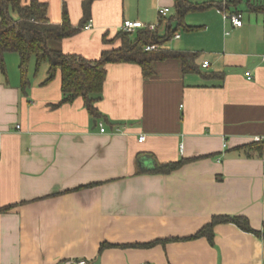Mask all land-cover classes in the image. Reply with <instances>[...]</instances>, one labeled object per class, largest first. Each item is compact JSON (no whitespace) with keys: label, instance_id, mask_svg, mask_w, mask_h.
<instances>
[{"label":"crops","instance_id":"0c3cea01","mask_svg":"<svg viewBox=\"0 0 264 264\" xmlns=\"http://www.w3.org/2000/svg\"><path fill=\"white\" fill-rule=\"evenodd\" d=\"M37 1L51 23L62 22L64 8L72 25L83 18L85 0ZM185 1L211 6L187 13L179 27L175 0H94L92 27L48 41L50 50L98 60L121 46L125 21L157 25L158 9L169 8L158 33L168 23L179 38L165 48L197 54L199 71L183 74L169 59L144 79L138 65L108 64L99 119L81 98L56 106L60 73L44 83L47 63L35 71L30 61L23 91L18 54L4 55L0 264H264L256 234L264 225V142L253 140L264 135V0ZM223 12H240L242 26ZM178 161L171 173H147L155 162ZM236 216L249 232L220 223L212 242L192 238L212 218Z\"/></svg>","mask_w":264,"mask_h":264},{"label":"trees","instance_id":"16d2710c","mask_svg":"<svg viewBox=\"0 0 264 264\" xmlns=\"http://www.w3.org/2000/svg\"><path fill=\"white\" fill-rule=\"evenodd\" d=\"M94 0H85L83 3V18L77 26L70 23L66 9L63 10L62 22L51 23L47 18V5L32 0L28 5H22L21 0H0V67H4V55L16 53L19 56V71L21 88L24 91L29 82L27 78L30 61H35V71L42 63L48 64V77L44 83L50 82L57 72L61 78L62 99L56 105L68 104L81 98L84 107L93 119L102 117L95 104L102 98V90L108 64H135L142 70L144 79L153 76V65L156 62L177 59L181 62L182 73L198 72L195 65L197 54L182 50L165 48V45L174 38L177 30H171L167 23V30L163 35L158 28L165 18L159 19L156 29H138L133 33L120 31L118 37L122 44L116 50L103 51L98 60H87L79 55H66L60 51L50 50L48 41H61L79 33L89 20V8ZM193 5L185 0H175L174 18L181 27L185 15L192 11H199L210 7ZM11 13L16 16L13 17ZM105 41V40H104ZM155 45L157 48L146 51L145 47ZM222 78V75H219ZM183 161L176 163L159 164L147 173L168 174L178 169ZM220 223H232L243 231L249 232L248 221L244 217H214L204 226L196 236L205 237L209 242L213 239V228ZM264 241V225L260 233H256Z\"/></svg>","mask_w":264,"mask_h":264},{"label":"built area","instance_id":"2783aa9c","mask_svg":"<svg viewBox=\"0 0 264 264\" xmlns=\"http://www.w3.org/2000/svg\"><path fill=\"white\" fill-rule=\"evenodd\" d=\"M169 8H159L158 9V17L159 19L166 17V15L169 13ZM223 16V20H227L230 21L231 24L236 27V28H240L242 26V16L240 12H223L222 13ZM92 27V21L90 20L86 26V28H90ZM138 29H148L150 31H154L156 29V25L153 24H144L140 21H125L121 27H120V31L124 32V33H133ZM174 38L178 39L179 35H175ZM157 47L155 45L152 46H147L145 47L146 51H152L155 50ZM264 59V56L262 57ZM209 65L207 62H203L201 64V67L203 69L207 68ZM247 79H250L249 73L245 74ZM99 128H100V132L104 133L105 132V126L104 124H99ZM144 140V136H140L138 138V142H142ZM255 143H261L264 142V135L261 136H256L253 138ZM226 144H223V147H225ZM62 264H88V262L84 259L81 260H77L74 262H62Z\"/></svg>","mask_w":264,"mask_h":264},{"label":"rangeland","instance_id":"374dc122","mask_svg":"<svg viewBox=\"0 0 264 264\" xmlns=\"http://www.w3.org/2000/svg\"><path fill=\"white\" fill-rule=\"evenodd\" d=\"M11 14H12V16H13V17H15V16H16L14 13H11ZM170 45H171V43H170Z\"/></svg>","mask_w":264,"mask_h":264}]
</instances>
